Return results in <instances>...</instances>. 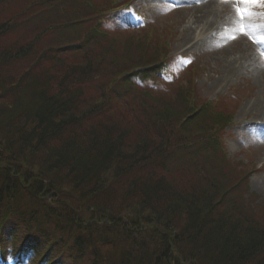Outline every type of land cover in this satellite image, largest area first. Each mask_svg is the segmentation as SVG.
Masks as SVG:
<instances>
[{"label": "trees", "instance_id": "trees-1", "mask_svg": "<svg viewBox=\"0 0 264 264\" xmlns=\"http://www.w3.org/2000/svg\"><path fill=\"white\" fill-rule=\"evenodd\" d=\"M107 2L0 0V264H264L228 117L154 93L157 38L98 34Z\"/></svg>", "mask_w": 264, "mask_h": 264}, {"label": "rangeland", "instance_id": "rangeland-1", "mask_svg": "<svg viewBox=\"0 0 264 264\" xmlns=\"http://www.w3.org/2000/svg\"><path fill=\"white\" fill-rule=\"evenodd\" d=\"M122 2L130 3L131 10L129 8L113 12L107 20L118 27H129L136 32H140L147 25L155 27L153 32L157 38L155 45L164 49V42L169 41L170 60L173 66H179L182 70L187 63L189 67L194 66L198 70L196 74H189L188 67L185 71L188 76L182 84L190 90L192 88L200 102L221 99V103H225V115L231 114L232 121L221 134L220 145L231 162L237 165L235 170L241 171L242 168L247 172L245 169H248L246 190L240 191L243 209L248 214L254 213L255 221L264 224V80L262 86L261 82L256 80L257 71L264 69V58L261 57V53H254L251 47L258 51L260 50L258 45L246 35H241L242 40H237L239 37L235 39L219 37L209 41L207 39V35L211 33L209 31H206L207 34L204 31L200 41L196 38L191 41L189 38L194 37L195 32L192 28L186 29L187 17L198 15H190L191 7L187 5H179L176 2L172 4L170 0H117L116 3ZM257 11L260 15L253 23H264V9ZM221 26L227 30L223 23ZM222 27L215 29L221 30ZM128 36L132 35H120L122 39L118 42L131 41ZM220 39L223 41L218 44ZM235 40L237 41L233 43ZM229 44L231 46L228 48ZM244 44L251 49V61L244 50ZM239 54L243 55L241 59H238ZM237 62L243 63L238 70L232 67ZM229 70L237 72L229 75ZM184 86L179 85V93L185 91ZM146 88V84L139 85L136 91L139 94ZM169 90V87H164L161 91ZM172 96L179 97L176 94ZM242 187L240 185L237 190H241Z\"/></svg>", "mask_w": 264, "mask_h": 264}, {"label": "bare ground", "instance_id": "bare-ground-1", "mask_svg": "<svg viewBox=\"0 0 264 264\" xmlns=\"http://www.w3.org/2000/svg\"><path fill=\"white\" fill-rule=\"evenodd\" d=\"M173 1V0H170ZM185 1V0H182ZM185 4L187 6L191 7V13L190 15H198L196 16H188L187 22H186V29L192 28L195 32V36L192 38H189L191 41H193L195 38L197 40H201L202 36L204 34V31L211 32L210 35H207V39L209 41H212V38H219V37H225L228 38L231 35V30L234 27V20H235V13L233 11V4L231 0L227 3H222L221 0H201V2H197V0H186ZM182 4V2H180ZM184 16H186V13H184ZM222 23L224 26L229 28V30L223 29L221 26ZM261 22H259L260 24ZM222 27L221 30H217L215 28ZM220 31V33H218ZM264 31V30H262ZM207 34V32H206ZM259 32L253 33V35L259 36ZM236 37H239L237 40H242L241 34L236 33ZM237 40L233 41L235 43ZM223 40H219L218 44H220ZM188 40H186V43ZM262 46V50H264V43L260 44ZM231 46V44L228 45ZM251 46V45H250ZM253 49V52L258 53L257 49L253 46H251ZM244 50L246 51V54H248V59L251 61V49L244 44ZM243 57L242 54H239L238 59H241ZM243 66V63L237 62L232 67H236L237 70ZM256 68V67H255ZM253 68V71L255 70ZM237 70H229L230 74H235ZM256 80L260 81V86H262V80H264V69L257 71Z\"/></svg>", "mask_w": 264, "mask_h": 264}, {"label": "snow or ice", "instance_id": "snow-or-ice-1", "mask_svg": "<svg viewBox=\"0 0 264 264\" xmlns=\"http://www.w3.org/2000/svg\"><path fill=\"white\" fill-rule=\"evenodd\" d=\"M201 2V0H197ZM222 3H227L229 0H221ZM233 11L235 13L234 27L231 30L230 39H235L236 33L246 35L253 43H264V23H253L260 15L257 9H264V0H231ZM259 32V36L253 33ZM261 57L264 58V50L261 51Z\"/></svg>", "mask_w": 264, "mask_h": 264}]
</instances>
